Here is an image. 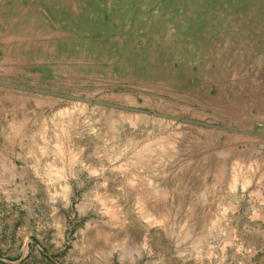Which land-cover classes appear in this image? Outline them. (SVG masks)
<instances>
[{
  "label": "rangeland",
  "instance_id": "obj_1",
  "mask_svg": "<svg viewBox=\"0 0 264 264\" xmlns=\"http://www.w3.org/2000/svg\"><path fill=\"white\" fill-rule=\"evenodd\" d=\"M262 231L264 0H0V264H264Z\"/></svg>",
  "mask_w": 264,
  "mask_h": 264
},
{
  "label": "bare ground",
  "instance_id": "obj_2",
  "mask_svg": "<svg viewBox=\"0 0 264 264\" xmlns=\"http://www.w3.org/2000/svg\"><path fill=\"white\" fill-rule=\"evenodd\" d=\"M79 44L81 46H83L84 49H85V47L88 48V50L91 51L93 54H100L101 55V53H102L103 54L102 60H107V59H110V58L114 57L111 54V52L109 51V49H107V47H106L107 44H109V45L114 44L112 42H106L105 43V42L95 41L94 39H90L88 41L87 40L86 41H79ZM117 55H120V56L124 55L123 58L121 57L123 65L128 67V68H130V69H132V71H135L138 75L145 74L144 71H146V70H150L151 71L150 68L144 67V64L139 59H137L132 54V52H129V51L122 52L120 46L118 47V54ZM151 56H152V54L150 55V57ZM149 62H151L152 65H155V61L153 59H150ZM26 67L28 68V66H26ZM149 75L151 76L152 72H150ZM226 212H227V210H224V214H226ZM144 217H145V219H147V222L149 224H153V225L156 224L154 219H149V217H147V215H145V214H144ZM226 218H227V216L224 215V218H223V220L225 222V229L224 230L226 231L227 235H226L225 241L223 242V244H224L223 251H224V260L227 263V259L229 258V254L230 253H234L235 256H237V255H239L241 253L242 249H244V248H243V242H241L240 239H239L238 231H235V230H233L232 227H230V223L226 222L227 221ZM254 219H255V217L253 218V220ZM262 232L264 234V231H262ZM102 238L104 239V241H106V239H109L107 234H106V237H105L104 234H102ZM103 239H97L96 241H100V240H103ZM251 252L254 253L253 250Z\"/></svg>",
  "mask_w": 264,
  "mask_h": 264
}]
</instances>
